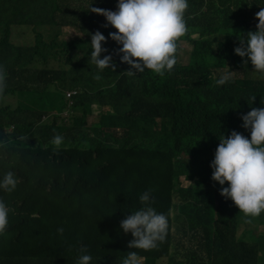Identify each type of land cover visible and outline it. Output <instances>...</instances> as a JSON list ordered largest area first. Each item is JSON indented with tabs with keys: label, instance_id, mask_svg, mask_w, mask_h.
<instances>
[{
	"label": "trees",
	"instance_id": "16d2710c",
	"mask_svg": "<svg viewBox=\"0 0 264 264\" xmlns=\"http://www.w3.org/2000/svg\"><path fill=\"white\" fill-rule=\"evenodd\" d=\"M116 4L0 0V66L4 92L15 99L0 109V175L13 171L19 180L13 192L0 191L10 209L0 264H76L81 247L90 264H122L132 252L138 264H264V212L247 223L220 194L210 167L219 137L235 130L250 139L241 117L264 107V76L244 70L214 83L229 64L244 67L247 56L234 49L257 30L264 0H188L177 63L164 77L120 61L121 45L109 37L117 30L91 11ZM68 27L78 32L68 37ZM96 31L106 37L101 58L110 54L115 70L89 59ZM182 40L190 46L187 64L179 58ZM68 90L77 92L67 99ZM20 93L32 106L17 100ZM70 102L65 122L60 115ZM94 105L100 111L89 123ZM106 126L124 132L108 138V155L89 142ZM56 135L59 147L51 143ZM181 175L193 183L176 186ZM145 191L169 225L151 250L130 248L133 236L120 227L143 206Z\"/></svg>",
	"mask_w": 264,
	"mask_h": 264
},
{
	"label": "clouds",
	"instance_id": "9594fccd",
	"mask_svg": "<svg viewBox=\"0 0 264 264\" xmlns=\"http://www.w3.org/2000/svg\"><path fill=\"white\" fill-rule=\"evenodd\" d=\"M187 8L188 0H117L115 11L99 8H92L91 11L102 14L107 21L105 26L110 25L117 30L110 32L109 37L121 45L118 49L121 62L127 63L139 73L150 70L153 74L164 77L177 63L178 39L187 30L185 21ZM255 16L258 18L257 30L249 31L246 37L240 38L241 46L234 49L240 57L247 56L243 60L244 67L237 68L229 64L220 69L219 76L214 79L217 86L224 85L231 79L243 77L244 70L250 74V62L255 72L264 75V7L255 13ZM102 42H106V37L101 32L91 34L89 59L101 71L105 68L115 70L110 54L101 58V53L107 52V49L102 47ZM182 43L183 40L179 52L180 61L182 51L185 50ZM187 63L188 61L184 64ZM127 73L136 75L131 70ZM5 87L6 76L0 66V109L9 100H15L13 97H7ZM76 92L66 91V98L70 99ZM20 95L28 106H32L31 101L21 93L18 96ZM254 99L255 96L252 97V101ZM261 104H264V99L261 100ZM72 106L70 102L60 115L65 122L72 113ZM92 110L94 114L89 117V123L97 120L100 108L94 105ZM155 117L159 120L158 115ZM241 119L242 126L250 129V139L235 130L228 136L223 134L219 137V144L210 167L212 180L222 186L220 189L222 197L229 198L242 218L250 223L264 212V107H253ZM118 127L106 126L105 130H98L94 136L90 135L89 142L102 154H110L114 142L108 138L116 136V133L124 134L122 130L117 132ZM62 141L63 137L56 135L51 143L59 147ZM179 158L188 160L189 155L183 153ZM193 178L194 176L181 175L176 186L186 188L193 183ZM226 182L228 186L223 187ZM18 183L19 180L13 171L0 175V191L11 193L17 188ZM139 200L143 206L123 219L120 227L124 233H131L133 236L129 242L130 248L155 249L166 239L168 217L151 206L150 192L142 193ZM9 213L8 205L0 198V235H4L8 227ZM58 231L63 232V229L60 228ZM80 253L76 264H90L92 257L87 253V248L81 247ZM122 264H138L136 253H130L122 260Z\"/></svg>",
	"mask_w": 264,
	"mask_h": 264
},
{
	"label": "rangeland",
	"instance_id": "374dc122",
	"mask_svg": "<svg viewBox=\"0 0 264 264\" xmlns=\"http://www.w3.org/2000/svg\"><path fill=\"white\" fill-rule=\"evenodd\" d=\"M76 33V30L74 29V28H66L65 29V35H69V36H71V35H73V34H75ZM26 39V38H25ZM183 46H184V49L185 50H183L182 51V54H181V61L183 62V63H186L187 61H188V50H189V45L186 43V41H183ZM250 65H251V68L249 69V72H250V75H252V76H258V75H260V76H264V75H262V74H260V73H258V72H255L254 71V66L251 64V62L249 63ZM18 100L20 101V102H23L24 101V98H23V96H18ZM188 183V182H187ZM259 225H261L260 223H255L254 224V226H259Z\"/></svg>",
	"mask_w": 264,
	"mask_h": 264
}]
</instances>
